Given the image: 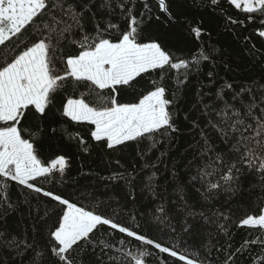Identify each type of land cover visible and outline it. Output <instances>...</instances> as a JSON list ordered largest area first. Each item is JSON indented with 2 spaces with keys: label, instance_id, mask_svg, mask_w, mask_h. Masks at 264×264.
Here are the masks:
<instances>
[{
  "label": "snow or ice",
  "instance_id": "6c2138e0",
  "mask_svg": "<svg viewBox=\"0 0 264 264\" xmlns=\"http://www.w3.org/2000/svg\"><path fill=\"white\" fill-rule=\"evenodd\" d=\"M170 8L0 0V264H264V0Z\"/></svg>",
  "mask_w": 264,
  "mask_h": 264
},
{
  "label": "trees",
  "instance_id": "16d2710c",
  "mask_svg": "<svg viewBox=\"0 0 264 264\" xmlns=\"http://www.w3.org/2000/svg\"><path fill=\"white\" fill-rule=\"evenodd\" d=\"M171 3L170 10L174 13L178 11L177 4L180 2V0H169ZM154 5V11L155 9V0H153ZM225 8L228 6L226 4L223 5ZM157 15H160L161 19L160 21L153 20L151 24V28L153 31H162L164 30V25L167 23L166 17L163 13H160L156 11ZM233 15H235V12H232ZM189 16H203L205 19V26H208L209 21V13L206 11H201L199 13L197 12H188ZM212 19V42L216 44L217 46L224 47L230 55H233L236 57L237 63L241 62V50H244V55L246 56L247 53L253 52L254 50L252 48V45L255 44L257 48L260 47L259 41L256 39L255 36H252V33L254 32V26H248L246 29L241 28L239 26H235L234 30H225V23L221 22V20L214 16ZM184 25L181 24L179 26H175L169 31L173 33V37L171 40V44L174 48V50H180L177 51L178 55H186L188 54V50L192 49L195 50L196 47H198V43L190 36L186 35L182 29ZM252 36V38L249 41H244V36ZM205 41H207V37L204 38ZM258 63V62H257ZM253 71H259V68L257 67ZM78 163V162H75ZM242 211H247V209H242ZM247 229H237L234 226L231 228V235L234 237V239L231 241L233 244V247L240 244L245 239L250 238L246 235ZM221 243L223 244L224 241L222 240ZM221 258H223V254H221Z\"/></svg>",
  "mask_w": 264,
  "mask_h": 264
}]
</instances>
